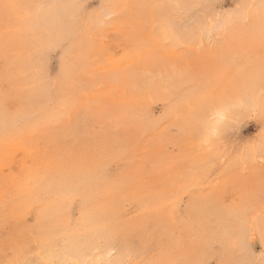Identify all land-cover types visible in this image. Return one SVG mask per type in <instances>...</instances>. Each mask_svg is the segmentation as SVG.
I'll return each instance as SVG.
<instances>
[{"label":"rangeland","instance_id":"1","mask_svg":"<svg viewBox=\"0 0 264 264\" xmlns=\"http://www.w3.org/2000/svg\"><path fill=\"white\" fill-rule=\"evenodd\" d=\"M262 40L264 0H0V264H264Z\"/></svg>","mask_w":264,"mask_h":264},{"label":"snow or ice","instance_id":"2","mask_svg":"<svg viewBox=\"0 0 264 264\" xmlns=\"http://www.w3.org/2000/svg\"><path fill=\"white\" fill-rule=\"evenodd\" d=\"M23 7L22 5L7 3L3 5L5 10L18 9ZM179 7V5H177ZM262 49H264V40H262ZM261 62L264 64V51L261 53ZM214 103V101H213ZM223 115L221 111H216L214 115L209 116L205 121V130H204V140L206 144L212 143L215 139L219 138V127L220 123L223 120ZM261 124L264 125V119L261 120ZM261 135L264 136V131L261 132ZM178 264V262H174Z\"/></svg>","mask_w":264,"mask_h":264}]
</instances>
